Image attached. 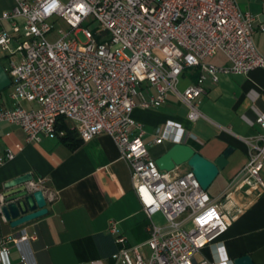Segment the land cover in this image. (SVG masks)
Wrapping results in <instances>:
<instances>
[{"label":"built area","instance_id":"2783aa9c","mask_svg":"<svg viewBox=\"0 0 264 264\" xmlns=\"http://www.w3.org/2000/svg\"><path fill=\"white\" fill-rule=\"evenodd\" d=\"M56 18L65 27L58 26L57 39L49 41ZM85 21L94 26L83 27ZM256 29L264 30V22L236 0H14L0 13V57L10 77L0 90V122L18 126L26 141L35 144L42 135L64 133L57 130L60 117L72 122L82 140L100 132L111 136L129 165L149 221L147 239L129 246L111 221L110 231L122 243L113 257L121 264H235L233 258L201 255L229 221L190 168L178 172L177 166L166 170L157 165L132 111L136 106L160 107L172 93L187 107V117L198 119L207 75L216 80L219 71L264 69V55L253 39ZM79 31L86 37L83 42ZM217 52L228 64L207 61ZM193 70L195 80L180 89V76ZM251 123L262 131L245 138L249 158L234 180L264 192V109L256 110ZM182 131L180 123L166 120L156 127L153 142L180 141ZM21 147L20 141L7 146L0 164ZM155 212L162 214V222L152 219ZM28 240L24 228L17 236H1L0 261L9 253L7 243L13 242L22 264H33L31 251L24 248ZM142 245L149 248L147 256Z\"/></svg>","mask_w":264,"mask_h":264},{"label":"crops","instance_id":"0c3cea01","mask_svg":"<svg viewBox=\"0 0 264 264\" xmlns=\"http://www.w3.org/2000/svg\"><path fill=\"white\" fill-rule=\"evenodd\" d=\"M236 1L241 9L255 13L264 22V0ZM11 6L0 7V13ZM1 25L8 26L6 22ZM253 39L264 55V30L256 29ZM207 61L218 66L228 64L221 52ZM196 75L195 70L184 72L179 84L186 82L184 87ZM204 87L199 104L202 116L196 120L187 117V107L172 93L160 107L136 106L132 116L143 125V140L153 158L174 143L169 139L153 142L152 129L162 128L166 120L180 123V141L209 159L214 160L227 146L233 147L227 164L207 189L220 203L229 225L217 241L202 249L201 255L220 260L249 254L254 264H264V192L234 180L249 158L250 145L245 138L262 131L251 120L257 109H264V69L256 67L247 73L219 71L216 80L207 75ZM67 122L71 127L72 122ZM15 141H20L22 147L0 164V186L14 176L32 172L29 188L43 190L47 210L15 227L0 215V233L2 237L17 236L24 228L29 236L24 248L31 251L33 264H121L113 257L122 243L110 231L111 221L125 236V245L147 239L148 218L133 188L129 165L120 157L110 135L100 132L70 148L58 134L42 135L35 144L26 141L18 126H0V154L7 146L13 147ZM188 168L177 166L176 170ZM260 173L264 180V164ZM152 219L158 222L163 216L155 212ZM7 245L9 253L0 264H22L14 243ZM141 250L145 256L149 254L146 245Z\"/></svg>","mask_w":264,"mask_h":264},{"label":"water","instance_id":"95a60500","mask_svg":"<svg viewBox=\"0 0 264 264\" xmlns=\"http://www.w3.org/2000/svg\"><path fill=\"white\" fill-rule=\"evenodd\" d=\"M10 84V77L0 62V90ZM233 147L227 146L214 160L205 157L190 144L176 141L155 158L157 165L166 170L186 163L201 187L208 189L213 179L228 162ZM33 173L25 172L4 181L0 186V215L10 226H19L46 212V198L41 188L30 190ZM1 239V233H0ZM235 264H254L249 254L234 258Z\"/></svg>","mask_w":264,"mask_h":264},{"label":"rangeland","instance_id":"374dc122","mask_svg":"<svg viewBox=\"0 0 264 264\" xmlns=\"http://www.w3.org/2000/svg\"><path fill=\"white\" fill-rule=\"evenodd\" d=\"M12 3H13V0H0V7H8V6H11ZM54 24H55V28H53V29L51 30V32H49V33L47 34V39H48L49 41H54L55 39H57V37H58V33H57V31H56V28H57L58 26L65 27V23H64L60 18H56ZM82 26H83V27H86V26H87V27L91 28V27L94 26V23H90L89 21H85L84 23H82ZM77 36H78V38H79L82 42L86 40V37L84 36L83 32H81V31H79V32L77 33ZM0 62H1L3 65H6V60H5V58L0 57ZM180 78L182 79V76H180ZM184 83H186V82L181 81L180 84L178 85V87H179L180 89H182ZM4 91H5L4 93H6V90H4ZM2 125H3V126H4V125H8V123H7L6 121H2V122L0 123V126H2ZM160 128H161V126H160ZM155 129H156V127L152 129V133H153V134L155 133ZM178 167H181V168H187V165H186V163H182V164L178 165ZM208 189H209V187H208ZM1 221H2V220L0 219V223H1ZM162 221H163V219H161V220L158 221V222H162ZM198 257H199V256H198Z\"/></svg>","mask_w":264,"mask_h":264},{"label":"trees","instance_id":"16d2710c","mask_svg":"<svg viewBox=\"0 0 264 264\" xmlns=\"http://www.w3.org/2000/svg\"><path fill=\"white\" fill-rule=\"evenodd\" d=\"M56 126L57 130H64V133L59 136L70 148H74L81 142V138L77 137L76 131L69 126L68 122L63 117H60Z\"/></svg>","mask_w":264,"mask_h":264}]
</instances>
